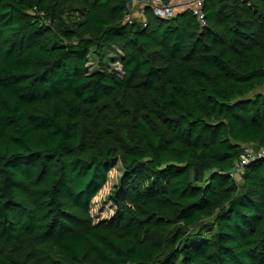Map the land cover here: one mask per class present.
Returning a JSON list of instances; mask_svg holds the SVG:
<instances>
[{
	"label": "trees",
	"instance_id": "16d2710c",
	"mask_svg": "<svg viewBox=\"0 0 264 264\" xmlns=\"http://www.w3.org/2000/svg\"><path fill=\"white\" fill-rule=\"evenodd\" d=\"M129 1L0 0V264H264V0Z\"/></svg>",
	"mask_w": 264,
	"mask_h": 264
},
{
	"label": "built area",
	"instance_id": "2783aa9c",
	"mask_svg": "<svg viewBox=\"0 0 264 264\" xmlns=\"http://www.w3.org/2000/svg\"><path fill=\"white\" fill-rule=\"evenodd\" d=\"M203 1L204 0H188L185 5V8L190 9L193 14L196 15L201 25L204 24V14L202 10ZM136 7L138 8V16L139 14H144L146 7L151 8L154 15L159 17H169L175 13L171 0H130L126 4V12L123 17L124 21L145 20V15H143L144 18L141 19L134 14ZM256 159H264V146H254L253 144L245 145L235 161L233 168L229 172V175L233 177L235 181L240 182L244 167Z\"/></svg>",
	"mask_w": 264,
	"mask_h": 264
},
{
	"label": "rangeland",
	"instance_id": "374dc122",
	"mask_svg": "<svg viewBox=\"0 0 264 264\" xmlns=\"http://www.w3.org/2000/svg\"><path fill=\"white\" fill-rule=\"evenodd\" d=\"M117 54H119V51H117L116 49H111L109 48V50L107 51H103V55L105 56L104 60V65L105 67H107L109 70L111 71H115L120 73V65L118 63V57ZM107 55L112 58L110 59L109 57H107ZM91 57L89 58V62H88V67L89 70H96L99 69V64H98V55L95 53V51H92V54L90 55ZM121 173V167L119 164H117L110 172H109V176H108V181H110L109 183H107L106 188L101 190L98 193V196L95 197L94 201L95 203L92 206V212L95 213L100 216L101 218L107 217L109 216L113 209L111 204L108 202L107 199H105V195L108 193L109 189L112 187V183H115L116 180L118 179V177L120 176Z\"/></svg>",
	"mask_w": 264,
	"mask_h": 264
},
{
	"label": "crops",
	"instance_id": "0c3cea01",
	"mask_svg": "<svg viewBox=\"0 0 264 264\" xmlns=\"http://www.w3.org/2000/svg\"><path fill=\"white\" fill-rule=\"evenodd\" d=\"M187 1H188V0H171L175 12L184 9V8H185V5H186V3H187ZM137 10H138V8L136 7L135 10H134V14L138 16V13H137L138 11H137ZM143 15H144V14H143ZM143 15H140V14H139L138 17L141 18V19H143V18H144ZM257 91H260V92H263V93H264V85L261 86V87H259V88L257 89ZM240 181H241V180H240Z\"/></svg>",
	"mask_w": 264,
	"mask_h": 264
}]
</instances>
